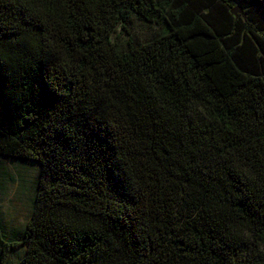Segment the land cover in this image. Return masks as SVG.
Listing matches in <instances>:
<instances>
[{
	"label": "trees",
	"instance_id": "1",
	"mask_svg": "<svg viewBox=\"0 0 264 264\" xmlns=\"http://www.w3.org/2000/svg\"><path fill=\"white\" fill-rule=\"evenodd\" d=\"M0 155V264H264V0H0Z\"/></svg>",
	"mask_w": 264,
	"mask_h": 264
},
{
	"label": "rangeland",
	"instance_id": "2",
	"mask_svg": "<svg viewBox=\"0 0 264 264\" xmlns=\"http://www.w3.org/2000/svg\"><path fill=\"white\" fill-rule=\"evenodd\" d=\"M38 173L36 166L0 155V234L19 240L31 212ZM22 247L6 264H17Z\"/></svg>",
	"mask_w": 264,
	"mask_h": 264
}]
</instances>
